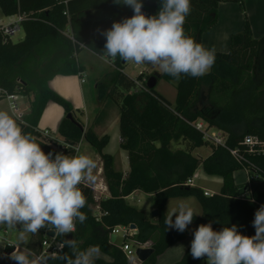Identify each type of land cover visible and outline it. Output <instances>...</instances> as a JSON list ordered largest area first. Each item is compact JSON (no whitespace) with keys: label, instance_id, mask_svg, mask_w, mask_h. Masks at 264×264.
<instances>
[{"label":"trees","instance_id":"trees-1","mask_svg":"<svg viewBox=\"0 0 264 264\" xmlns=\"http://www.w3.org/2000/svg\"><path fill=\"white\" fill-rule=\"evenodd\" d=\"M221 2L237 3L244 11L242 0H190L191 11L183 25L185 34L201 43L203 33L217 22ZM142 3V11L148 16L156 15L160 9V0H142ZM96 10L107 12L112 24L133 15L130 7L114 0H0L3 16L26 17L20 23L21 39L12 41L0 32V87L26 98L32 96L25 116L27 125L20 124L23 131L35 136L45 153L55 154V143L41 138L34 128L48 102L60 105L65 116L57 128L59 137L72 145L84 140L99 155L109 194L99 201V214H95L91 208V190L81 184L86 198L81 211L87 219L82 224L76 222L74 233L64 237L55 235L54 240L61 245V240L75 239L80 250L98 248L103 257H96L94 264H131L118 245L110 243L109 234L117 225H134L130 239L136 245L147 242L152 249L139 264H155L157 256L189 235L187 230L183 233L167 230L164 224L167 199L185 196H193L201 208L193 223L211 221L216 231L236 225L241 234L255 235L252 221L256 210L264 205V191L242 197L246 186L235 183L232 174L244 166L226 148L245 153L246 148L241 145L245 135L264 139V35L254 38L245 17L242 29L230 36L228 50L216 51L215 64L208 74L199 78L182 74L176 79L161 72L156 82L174 84L173 103L155 86L147 87L153 73L138 74L136 81L141 83L138 88L136 81L123 72L127 62L117 57L109 63L112 72L108 83L97 84V109L92 123L83 129L69 103L53 92L48 82L56 75H80L83 67L76 54L82 49L102 53L106 38L90 36L91 14ZM75 39L88 48L76 45ZM111 110L117 112L119 148L127 156L125 174L114 168L113 157L104 152L109 137L98 136L93 130L107 119ZM197 121L206 128L223 131L226 148L205 140L202 131L194 126ZM200 147L209 149L204 158L192 153ZM247 159L259 168L257 177L264 178V156L247 155ZM197 168L208 176L221 178L217 193L205 196L202 189L186 183ZM247 177L253 178L251 171ZM135 190L153 195L155 221L126 202L125 197ZM49 230L43 228L35 235L30 233L26 250L40 253ZM64 253L71 255L70 249L61 245L55 255L46 257V263L65 264L60 259ZM204 259H193L190 249H186L172 264H197Z\"/></svg>","mask_w":264,"mask_h":264},{"label":"clouds","instance_id":"clouds-1","mask_svg":"<svg viewBox=\"0 0 264 264\" xmlns=\"http://www.w3.org/2000/svg\"><path fill=\"white\" fill-rule=\"evenodd\" d=\"M114 3L130 7L133 15L113 22L110 29L97 30L106 42L102 53L95 54L105 63L119 57L124 62L156 66L176 79L182 74L199 78L210 72L216 61L215 48L196 42L183 28L191 11L190 0H160L159 11L152 16L142 11V0ZM74 43L88 48L77 39ZM96 167L87 155L45 153L36 137L23 131L17 118L0 110V225H20L21 240L26 233L35 235L43 228L60 237L74 233L76 222L82 224L87 219L81 211L86 198L80 185L86 179L94 180ZM195 216L190 203L181 200L174 207L168 206L164 224L167 230L183 233ZM212 223L201 224L193 231V259L206 257L207 264H264V205L254 214L253 236L241 234L236 225L216 231ZM61 245L71 253L60 256L65 264H94L99 254L96 247L80 250L75 239L61 240ZM13 247L14 251L4 258L14 264H46L45 257Z\"/></svg>","mask_w":264,"mask_h":264},{"label":"crops","instance_id":"crops-1","mask_svg":"<svg viewBox=\"0 0 264 264\" xmlns=\"http://www.w3.org/2000/svg\"><path fill=\"white\" fill-rule=\"evenodd\" d=\"M94 12H97V11H94ZM92 14H93V12H92ZM96 16L97 17L95 18V20L91 18L92 26L90 29V36L91 37H102L103 35H101L100 31H97V30L99 29V30L103 31V30L110 29L112 26V21L110 20V18L107 14L105 15V13H98ZM8 17L11 18L12 16H8ZM245 17L247 18V20L249 22V25L251 27L252 36L254 38H259L262 35H264V0H246L244 2V11L241 10V8L239 7V5L237 3L221 2L218 4V8H217V22L210 29H208L207 31H205L203 33L202 38H201V43L206 48H209V49L215 48L216 51L226 52L228 50V47H229L230 36L234 33L239 32L242 29ZM83 51H87L91 56H94L95 58H99L98 55L94 54L93 52L89 51L88 49H82L81 51L78 52L77 55H80L81 53H83ZM77 61L83 67L80 75H66V76L56 75L51 80H49L48 86L53 92H55L56 94L61 96L63 99L67 100L71 105L75 106L76 109H79L78 107L82 106L81 113H85V112L88 113L87 104H85V102L83 100V88H82V85L85 83L84 77H85L87 69H86V66L83 64V62H80V60L78 59V56H77ZM140 72L142 74H151L154 72H157L159 74L161 73V72L157 71V69H155V66H152L149 64L141 66ZM81 79H83V82H81ZM159 81L160 80H157V82L155 84V89L161 95H163L160 92V90L157 89V84ZM170 84H172V83H170ZM95 88L97 89V84H96ZM78 98H82L81 102H80V99L78 100ZM165 98L167 99V97H165ZM174 99H175V95H174ZM174 99L172 102L168 99L167 100L169 102L173 103ZM50 104H52V102H48L46 104L45 109H44V111L41 115V118L39 120L37 128L41 127L42 126L41 121L43 119L44 120L46 119V117H45L46 116V109L48 110V108L51 109L50 110L51 111L50 117H52V119L48 123V127H50V128L52 127L54 129H57L60 121L65 116V115L63 116L64 113L61 111V109L57 108L54 105H50ZM28 105L23 106V112L26 115L28 114V110H27ZM96 109H97V106H96L94 111H96ZM112 116L114 117L113 121H111ZM93 118H94V114L90 119L88 117H85L84 122L81 121V123L83 125V129H86L92 123ZM117 119H118V115H117L116 110H111L109 113V116L101 125L93 127L94 132L98 136L107 135L109 137V141H108V144L105 147V149L108 148L109 142L112 140V138H115V140H117L118 147H119L120 137H119ZM114 126H117V136L115 134V131L113 130ZM82 141H84V140H81L80 142H82ZM88 146H89V144H88ZM90 148L91 147L89 146V148L81 154L87 155L90 158H92L93 160H97L98 165L100 166V168L98 167L100 169L99 172L102 173V164H101L100 157L98 154L96 155V152ZM105 149H104V152H105ZM106 153H108V152H106ZM109 154L113 157L114 168L116 170L121 171L123 174H125L128 171V162H127L126 152L121 149L120 153L117 152V155H114L112 153H109ZM204 157L205 156H203L202 158H204ZM117 158L122 159V164H121L120 169L117 168ZM194 173H196V177L194 179L195 186H196V180L197 179L216 180L218 182V184L221 186V183H222L221 178L216 177V176H208L205 173H203L201 168H197V170ZM199 188L204 190V188H202V187H199ZM139 193L148 194V193H144L140 190H135L130 195L125 197L126 202L130 196H135L136 194L138 195ZM208 193H210V192H208ZM148 195L153 198L152 194H148ZM175 198H183V197H175ZM169 199H171V198H169ZM169 199H167V200H169ZM166 202H165V204H166ZM164 214H166L165 205H164ZM152 221H155V218ZM1 227H2V235H0V259L5 260L6 264H14V261L4 258L5 254H10L12 251H14L13 246H19L23 249H26L25 245H26L27 240L30 237V233L26 234V237L24 238L23 244H16L12 240H8L6 238L7 227H4V226H1ZM14 230H15L14 231L15 235L18 236V233H20V231H19L20 229L18 230L16 228H14ZM188 233H189V231H188ZM9 245H12V246H9ZM5 247H6V249H5ZM99 254L101 255V253H99ZM99 254L97 257H100ZM102 257H103V255H102ZM131 264H133V263H131ZM135 264H137V262H135Z\"/></svg>","mask_w":264,"mask_h":264},{"label":"rangeland","instance_id":"rangeland-1","mask_svg":"<svg viewBox=\"0 0 264 264\" xmlns=\"http://www.w3.org/2000/svg\"><path fill=\"white\" fill-rule=\"evenodd\" d=\"M242 1L244 3L246 0H242ZM96 11L97 12L93 11V14L91 15V18L94 20L97 17L96 15L98 13H105V15L107 14V12H103L100 10H96ZM10 19H11L10 17H5L0 12V23L5 24ZM22 37H23V30L20 28L17 33H15L14 35L11 36V40L16 41L18 39H21ZM77 54H76V59L78 56V59L80 60V62H83V64L86 66V69H87L85 77H84L85 83L82 85V88H83V100H84L85 104H87L88 113L87 112H85L86 114L81 113L82 106L78 107L79 109H76L75 106L71 105L67 100L66 101L69 103L70 107L72 108V110L75 114V117L80 122L81 121L84 122L85 117H88L90 119L93 116V114L95 112L94 110L97 106V94L98 93H97V89L95 88V86H96V84L100 85L103 83L104 84L108 83L110 74L112 72V66H110V64H108V63H105L103 60H101L99 58H95L94 56H91L87 51H83V53H81L80 55H77ZM143 65H147V64H143ZM143 65H136L135 63L127 62L124 69H123V72L128 77H130L131 79L136 81L138 74L141 73L140 72L141 66H143ZM155 69H157V71L161 72L159 70V68L156 66H155ZM157 89H159L160 92L165 97H167L168 100H170L171 102L173 101L175 91H176L173 84H170L168 82L160 80L157 84ZM31 99H32V96H30L29 98L23 99V101H24L23 106L30 104ZM79 99L81 102L82 98H78V100ZM50 105L56 106L57 108L61 109V111L64 113V110L60 105L53 103V102ZM0 110L8 111L6 103L4 100H0ZM27 110L29 112V105H28ZM50 110H51L50 108H48V110L46 109V116H45L46 119L45 120L43 119L41 121L42 126L39 127V129L40 130L47 129L51 135H53L54 137H59V135L57 133V129H54L52 127L51 128L48 127V123L52 119V117H50V114H51ZM64 115L65 114H63V116ZM113 120H114V117L112 116L111 121H113ZM113 130L115 131V134L117 136V126H114ZM88 148H89V146L85 141L80 142L78 154L83 153ZM90 149H92V148H90ZM120 150L121 149L118 147L117 140H115V138H112V140L109 142L108 148L105 149V152L117 155V152L120 153ZM208 152H209L208 147H200V148H197L193 151V155H195L199 158H202L203 156H206L208 154ZM96 155H97V153H96ZM94 161H95L97 167L93 170L94 180H87L88 184H90V185H93L95 183H99L103 180L102 173L99 172L100 166L98 165V161L97 160H94ZM121 164H122V159L117 158V168L118 169L121 168ZM232 176H233V180L235 183L244 184L247 187V190H249L250 192L264 191V178L255 177V178H252L251 180H249L246 176V172L244 169H239V170L234 171ZM196 186L204 188V190L210 192V194L217 193L219 191V188H220V185L218 184V182L216 180H210V179H197L196 180ZM181 200H184V201L190 203V205L194 208L195 213L197 215L200 214V211H201L200 205H199L198 201L193 196H185L183 198H173V199L171 198V199L167 200V202L165 204V212H167L168 206L174 207ZM127 202L129 203V205L144 211L145 214L149 217V219L154 220L155 217H152L151 213L153 210H155V203H154L153 198L151 196H149L148 194L139 193L138 195L136 194L135 196H130L127 199ZM173 219H175V217ZM199 225H201V224H196V223L192 222V224H190L188 226V229H187L189 231L188 237L182 241H179V242L173 244L168 249H166L162 254L157 256L156 260H155V264H172V263L176 262L186 249H190L191 240L194 238L193 237V231ZM14 231H15L14 228H8L7 227L6 238L8 240H12L16 244H23L24 239L23 240L20 239V233H18V236H16ZM26 234H25L24 238L26 237ZM0 235H2V227L1 226H0ZM121 240H122L121 234H110V236H109V241L113 245H119ZM127 241L129 243H131L132 246L134 247L133 241L131 239L128 238ZM5 249H6V247H5ZM89 249H91V248H89ZM99 256L102 257V254L101 255L99 254ZM130 261L132 263L136 262L135 256L131 257ZM0 264H6L5 260L0 259ZM197 264H207V258L199 261Z\"/></svg>","mask_w":264,"mask_h":264},{"label":"built area","instance_id":"built-area-1","mask_svg":"<svg viewBox=\"0 0 264 264\" xmlns=\"http://www.w3.org/2000/svg\"><path fill=\"white\" fill-rule=\"evenodd\" d=\"M65 3V1H64ZM25 15L17 14L13 15L11 19L3 24L0 23V32L4 35H7L11 38L12 35L17 33L20 29V23L25 19ZM81 82H83V79H81ZM136 86L138 88H141V83L136 81ZM11 98V99H10ZM26 97L18 94V93H9L6 89L0 87V100H4L7 106L8 111L10 114L13 115L14 118H17L18 123L22 125H27L25 122V116L26 114L23 112V99ZM10 104L12 107L10 108ZM194 126L197 130L202 131L203 138L210 143L214 145H219L221 147L226 148L225 141H226V134L215 128H206L205 124L201 121H197L194 123ZM34 131L36 134H38L41 138H45L48 141L55 143L54 147L56 149V153H63L67 150H71V155H77L79 152L80 147V141L76 145H72L70 143L65 142L60 137H54L50 134V132L47 129L40 130L39 128H34ZM241 145L246 148L245 153H241L237 148L228 149L226 148L230 155L234 158V160L242 164L244 166V170L246 172L251 171L253 174V178L257 177L259 175L260 170L257 168L252 162H250L247 159V155H262L264 156V139H260L257 136L254 135H245L242 139ZM196 177V173H194L187 181L186 183L188 185L194 186V179ZM248 178V177H247ZM82 185L87 186L91 190L93 204L91 205L92 210L95 214H99V201L105 197H107L108 190L106 187L105 182L102 180V182L95 183L93 185L88 184L87 179L83 181ZM203 194L205 196L210 195L205 190H202ZM251 192L247 190V187L245 191L242 194V197H249ZM135 229L132 230L130 225L124 226V225H117L113 227V229L110 231V234H121L122 235V241L118 245L119 249L122 251L126 259L130 261V258L135 256L137 264H139V260L137 259L135 255V249L137 247L140 248H147L149 247V243H144L140 245L134 244V247L131 243L127 241V239L134 234L133 232ZM109 234V236H110ZM55 236V233H54ZM53 237H49L45 234V238L41 243V251L38 254H35L38 258L39 257H48L55 255L61 248V245L58 244ZM130 263H132L130 261ZM47 264V263H46ZM135 264V262L133 263Z\"/></svg>","mask_w":264,"mask_h":264},{"label":"water","instance_id":"water-1","mask_svg":"<svg viewBox=\"0 0 264 264\" xmlns=\"http://www.w3.org/2000/svg\"><path fill=\"white\" fill-rule=\"evenodd\" d=\"M124 62V61H123ZM159 73L157 72H154L153 75L148 79L146 85L148 88H152L155 86L156 84V79L159 78ZM68 117H70L68 115ZM156 214H157V211L156 209L152 211L151 215L152 217H156ZM130 227L132 229H135L134 225H130ZM16 229H20V227L17 225V228ZM46 235L49 236V237H53L54 236V232L52 230H49L46 232ZM152 253V249L150 247H147V248H140V247H137L135 249V255L137 257V259L139 260V262H143L144 260H146L148 258V256Z\"/></svg>","mask_w":264,"mask_h":264}]
</instances>
